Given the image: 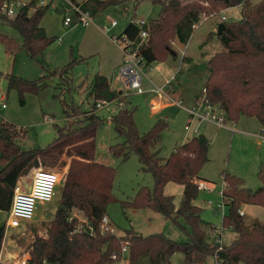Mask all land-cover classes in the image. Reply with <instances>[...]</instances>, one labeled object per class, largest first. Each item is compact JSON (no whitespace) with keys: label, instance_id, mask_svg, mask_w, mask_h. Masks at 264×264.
Here are the masks:
<instances>
[{"label":"trees","instance_id":"trees-1","mask_svg":"<svg viewBox=\"0 0 264 264\" xmlns=\"http://www.w3.org/2000/svg\"><path fill=\"white\" fill-rule=\"evenodd\" d=\"M14 1L0 0V25L8 23L17 30L21 40L0 31V41L9 52L25 50L38 60L55 41L42 25L50 4L39 5L38 0H31L24 3L16 15L9 16L4 5ZM121 2L87 0L83 7L95 17ZM153 2L160 8L158 15L148 21L149 35L145 41L141 42L140 29L133 21L119 35H126L133 41L132 46L147 66L176 57L173 42L187 44L202 15L241 5V18L224 22L220 34L224 49L207 62L209 76L204 85L205 97L224 111L228 122H237L241 116L256 117L264 127V0L257 3L250 0ZM83 60L73 58L51 74L59 72L63 76L76 62ZM51 74L27 79L11 72L5 77L8 90H17L20 104L24 105L25 94L39 93L48 85L47 78ZM89 94L93 99L90 110L67 105L68 123L55 124L57 136L44 147L23 148L17 140L25 136V128L0 120V210L9 211L16 184L31 166L40 161L43 167L54 168L60 160L64 166L69 165L47 235L35 234L30 244L29 264H112V254L119 253L128 241L130 264H170V256L176 251L184 254L187 264H204L216 253L223 264H264V222L255 220L248 225L240 212L243 204L264 207V163L258 170L261 184L256 189L245 187L243 178L224 171V195L229 213L224 215L222 226L232 229L237 236L229 243L220 244L212 238L215 225L203 218V208L195 203L200 191V172L209 159V139L204 134L195 135L177 146L168 157H163L160 143L168 121L160 118L147 132L141 133L134 108H120L111 116L116 133L124 141L111 145L109 150L123 159H128L131 153L137 154L141 168L152 174L154 186L141 187L131 200H122L121 205L159 212L178 224L190 240L175 241L162 232L145 236L134 230H126L124 235L103 230L101 223L107 215V207L118 199L112 192L116 169L96 161L97 131L105 120L97 114L96 104L98 100H114L118 94L111 89L108 78L101 74L94 76ZM64 156L70 160H63ZM169 182L183 186L179 206L174 196L165 192ZM75 210L82 213L86 221L79 230L77 226L81 220ZM181 219L186 226L180 223ZM4 229L5 223L0 226V247Z\"/></svg>","mask_w":264,"mask_h":264},{"label":"rangeland","instance_id":"rangeland-1","mask_svg":"<svg viewBox=\"0 0 264 264\" xmlns=\"http://www.w3.org/2000/svg\"><path fill=\"white\" fill-rule=\"evenodd\" d=\"M250 1L257 3L260 0ZM203 3L208 4L206 1ZM157 8L160 7L153 0H122L121 3L109 6L95 16V25L75 24L71 27H64L60 21L61 13L55 11L52 6L46 13L44 22H48V32L55 37V41L48 46L43 56L38 60L32 58L25 50L11 53L0 41V71L3 73L0 76V96L5 95L6 103H8V107L5 109L0 107V120L4 118V114H8L10 120L19 126L14 123L15 125L25 128V136L17 140L23 148L44 147L56 138L55 124L64 126L68 123L65 113L67 105L74 104L79 106L82 111L90 110L93 103V99L89 96L92 80L97 73L102 72L103 68H110L116 50L119 49L116 43L109 40L107 32L110 36L113 34L119 36L133 19L142 17L149 21L156 17L158 15ZM218 12L197 23L187 44L178 43L175 46L178 53L176 57H171L168 61L154 62L144 69L143 87L146 89L144 93L139 94L132 90L129 95L120 97L118 101L111 100L108 104L97 109V114L105 120L97 131L96 157L98 162L116 169L112 192L118 200L109 203L107 215L113 222L110 224L115 226L118 233L134 230L147 236L162 232L169 238L172 236L171 239L175 241L190 240L178 224L159 212L150 208H124L121 205L122 200H131L141 187H153L154 179L150 172L141 168L137 154L131 153L128 159H123L110 152L111 145L124 141V138L116 133L111 116L117 112L120 102L124 103L122 105L124 108L133 107L135 120L141 133L147 132L158 119H166L168 127L164 130L160 143V155L163 157H168L175 146L180 145L186 137L195 136L184 129L188 113L181 106L172 104L161 111H155L152 108L153 100H165L164 98L160 99L152 89L163 86L171 80L174 70L182 69L177 78L178 91L181 90L191 96L201 91L209 76V70L207 68L198 69V65L206 63V60L224 49L220 41L219 25L225 20L234 21L242 16L241 7H231L228 10L220 9ZM223 16L226 19H223ZM110 18L117 19L118 24L111 27L109 31L101 29L102 26L110 24ZM0 31L21 40L17 30L10 25L1 24ZM59 37H61L60 41ZM182 51H185L188 58L184 62H181ZM73 58H84V60L76 62L69 72L63 73V76L59 72L55 75L51 74L55 69L61 70ZM11 72L27 79H37L46 74L51 75L47 78L48 85L37 94L26 93V102L21 105L18 91L8 90V80L5 74ZM115 72L119 73V67L115 69ZM174 83L175 80L171 82L173 88ZM114 86L119 89L122 87L121 83ZM172 89L168 91L171 92ZM184 104L190 106L187 101H184ZM238 121L236 132L231 134L229 130L223 129L222 131H225L226 135L222 138L212 139L209 145L210 160L202 168V170L205 169L208 176L215 180V191L200 189L195 201L203 208L202 216L208 223L222 225L223 216L229 213L228 206H226L223 215L209 203L211 200L215 206L221 201L219 191L222 189L224 171L243 178L244 186L247 188L255 189L261 184L258 170L264 163V142L261 137L252 134L260 129V122L256 117L248 116H241ZM203 130L205 127L202 128ZM62 159L70 160L66 156ZM43 166L40 161L39 164L34 165L29 174L30 178L40 169L58 172L62 177L56 187L53 200L37 204V208L39 207L40 211H44L45 216H48L57 207L60 187L63 185L69 165L64 166L60 160L54 168ZM165 191L174 196L176 205L181 204L183 194L181 184L171 182L165 187ZM245 211V220L248 225L255 220L264 222V207L249 204ZM74 213L80 219L83 218L79 211L75 210ZM7 218L8 213L0 210V225L6 223ZM50 223L51 220L48 217L43 222L36 224L30 222L21 228L13 229L9 234L12 241L9 242L8 248L16 255L29 252L35 234L47 235ZM180 223L184 226L187 225L183 219L180 220ZM233 234L237 235L233 231L227 233L226 242L232 240ZM170 264H187L184 254L180 251L172 253Z\"/></svg>","mask_w":264,"mask_h":264},{"label":"built area","instance_id":"built-area-1","mask_svg":"<svg viewBox=\"0 0 264 264\" xmlns=\"http://www.w3.org/2000/svg\"><path fill=\"white\" fill-rule=\"evenodd\" d=\"M51 1H54L56 5L62 4L63 25L65 27H70L75 24L87 26L94 22V17L91 12L84 9L83 7L87 0ZM38 4L45 5L47 2L40 0L38 1ZM22 5L23 3L14 1L9 4H5L4 8L6 9V12L9 16H13L16 15L17 11ZM213 15H216V13H211L209 15L204 14L202 16V20H206ZM223 19H226V17L223 16ZM133 23L140 29L139 36L141 37V42L145 41L149 35L146 28L149 22L141 17L133 19ZM117 24V19L110 18V24L105 25L104 29L108 31L111 29V27L116 26ZM196 25L197 24H195L194 27ZM112 39L118 43L123 52L122 62L119 66V78L122 85L120 89V97L129 95L132 90L139 94L144 93L146 89L143 87V71L147 67L145 61L140 55L137 54L138 50L132 46L133 41H131L128 36L113 35ZM179 71L180 69L174 70L175 73L169 82L165 83L163 86L155 87L152 90L158 94L160 98L165 96L168 93V90L173 88L171 86V82L175 80ZM203 90L202 97L191 106L185 105L182 101L172 100L174 104L181 106L187 111L188 117L184 129L193 135H200L201 127L205 123H213L218 127H226L227 124L224 111L218 105L210 103L205 97V89ZM108 103L109 101L107 100H98L96 107L101 108ZM6 106L7 103L5 101V97L0 96V107L5 108ZM152 108L157 109V104L152 103ZM258 136L261 137L262 142H264V131H262ZM61 179L62 177L58 172L40 169L34 173L31 186L28 190H25L20 184H17L15 187L12 203L8 211V218L5 224L6 227L20 228L23 227L24 224L31 222L34 218L37 204L41 202L46 203L53 200L56 194V187L59 185ZM198 183L200 189L210 188L202 181H198ZM224 188L225 183H223L222 189L220 191L222 197L221 202L217 203V207L220 210L224 209L226 202ZM240 212L243 214L241 210ZM84 222H86L85 219L81 220L77 226L78 230L83 227ZM110 223L111 222L109 221L107 215H105L102 219L101 228L103 230L109 229L114 233V227ZM215 231L216 239L220 244H223V227H218L215 229ZM129 244V241L126 242L122 246V249L119 253L115 252L112 254V264H130ZM213 257L216 264H223L220 260H218L217 253ZM30 260L31 255L29 252L23 253L22 255L13 256L10 260H5L0 254V264H29Z\"/></svg>","mask_w":264,"mask_h":264},{"label":"crops","instance_id":"crops-1","mask_svg":"<svg viewBox=\"0 0 264 264\" xmlns=\"http://www.w3.org/2000/svg\"><path fill=\"white\" fill-rule=\"evenodd\" d=\"M16 1H18V2H21V3H28V2H30L31 0H16ZM44 1H46L47 2V4H50V7H52L53 6V8L55 9V11H58V12H60L61 13V23H62V26H64L63 25V15H62V13H63V9L62 8H60V5H56V3L54 2V1H51V0H44ZM232 7H241V5H238V6H232ZM229 8H231V7H228V8H226V9H223V10H228ZM156 12H157V14H158V12H159V8H157V10H156ZM203 16V15H202ZM202 16H201V18H200V20L198 21V22H202V21H204V20H202ZM95 18V17H94ZM44 20H45V17H44V19H43V21H42V25L46 28V31H47V33H48V35H50L51 36V34L48 32V22L46 23V22H44ZM133 21V20H132ZM226 21V20H225ZM225 21H223L222 23H224ZM197 22V23H198ZM196 23V24H197ZM95 25V22H93V23H91V24H89V25ZM5 25L6 26H9V24L8 23H5ZM89 25H87V26H89ZM107 25V24H106ZM73 26V25H72ZM105 26V25H104ZM104 26H102V28L101 29H103V30H105L104 29ZM220 26V25H219ZM65 27V26H64ZM71 27V26H70ZM195 28V27H194ZM105 31H107V30H105ZM109 31V30H108ZM107 36H108V38H109V40H111L113 43H116L117 45H118V43L117 42H115L113 39H112V36L114 35H109L108 34V32H107V34H106ZM54 37V36H53ZM61 40V37H59V41ZM178 43H180V42H178L177 40L174 42V47L178 44ZM115 44V45H116ZM182 44V43H181ZM118 51L116 50V53H115V55H114V58H113V64H111V66H110V68H103V70H102V72H100V73H97V74H101V75H104V76H106L107 78H108V80H109V82H110V86H111V89L113 90V91H115L117 94H118V96L114 99V100H119V98H120V89H119V87L118 88H116L114 85L115 84H120L121 82H120V78H119V73L118 72H115V69L117 68V67H119L120 66V64H121V62H122V56H123V52H122V50H120L121 48H120V46L118 45ZM178 54V53H177ZM171 57H169L168 59H170ZM84 59V58H83ZM168 59L166 60V61H168ZM210 59V58H209ZM208 59V60H209ZM185 60H188V58L186 57V55H185V51H182V56H181V62H184ZM208 60H206V64H207V62H208ZM163 63H165V62H163ZM181 71H182V69H180V71H179V73L177 74V76H176V78H175V83H174V88L171 90V92H169L168 91V93L165 95V96H163V97H159L160 99H165L164 101H162V100H160V101H157V100H153V102L152 103H156L157 104V106H158V108L157 109H154L155 111H161V110H163V109H166V107L168 108V107H170L172 104H174L173 102H172V100H177V101H182L183 103H184V101H187L189 104L188 105H192V104H194V103H196L200 98H201V95L203 94V89H204V86H203V88L201 89V91H199V92H197V93H194L192 96L191 95H189L188 93H184V92H182L181 90L180 91H178V89H177V78H178V75L181 73ZM175 73V72H174ZM173 73V74H174ZM18 75V74H17ZM173 76V75H172ZM202 92V93H201ZM201 93V95L199 96V94ZM2 96H4L5 97V95H2ZM5 99H6V97H5ZM6 101V100H5ZM120 102V101H119ZM125 102V101H124ZM8 104V103H7ZM124 103L123 102H120V107L118 108V110L120 109V108H124L122 105H123ZM6 107H8V105L6 106ZM5 107V108H6ZM5 108H3V109H5ZM133 108V107H132ZM97 109H99V108H97ZM117 110V111H118ZM186 111V110H185ZM187 112V111H186ZM117 113V112H116ZM2 119H5V120H7V121H10V122H12L10 119V117H9V115L8 114H4V118H2ZM9 119V120H8ZM239 121H237V122H228L227 121V124H226V127H218V126H216L215 124H213V123H205V124H203L202 125V127H201V134H204L208 139H209V141H210V143H211V141H212V139H215V137H217V139H218V137H223L224 135H226V132L225 131H222L223 129H226V130H229L230 132H231V134H233V132H236L237 130H238V128H237V123H238ZM12 123H15V122H12ZM15 124H17V123H15ZM228 124H231V125H228ZM18 125V124H17ZM19 126V125H18ZM260 129L258 130V131H255L254 133H252L253 135H255L256 134V136H258L262 131H264V127L260 124ZM204 127H205V130H203L202 131V128L204 129ZM221 130V131H220ZM190 139V137H186L182 142H181V144H183V143H185V142H187L188 140ZM178 144V143H177ZM179 145V144H178ZM178 145H176V146H178ZM176 146H175V148H176ZM160 149H161V145H160ZM209 151H210V149H209ZM209 151H208V157H209V159H208V161L210 160V156H209ZM66 158H69L70 159V157H67L66 156ZM96 161H97V157H96ZM39 164V163H38ZM68 165V164H67ZM205 167V166H204ZM34 168V165L33 166H31L30 167V169H29V171L28 172H26V173H24V175H21V177H20V179H19V181H18V183L17 184H20L25 190H28L29 188H30V186H31V183H32V178H33V175L34 174H32L31 175V178H30V176H29V174H30V172H31V170ZM205 169H203V170H201V172H200V179H199V181H202V182H204L208 187H210V188H208L210 191H215V183H214V179L213 178H211V176H208L207 175V173L204 171ZM22 176L24 177V179L22 180ZM169 183H171V182H169ZM168 183V184H169ZM223 183H225L224 182V180H223ZM223 183H222V186H223ZM16 184V185H17ZM167 184V185H168ZM166 185V186H167ZM257 188V187H256ZM255 188V189H256ZM166 192V191H165ZM167 193V192H166ZM168 194V193H167ZM219 194H220V197H221V193H220V191H219ZM59 197H60V194H59ZM59 197H58V200H59ZM221 199H222V197H221ZM195 201H196V199H195ZM221 202V201H220ZM196 203V202H195ZM209 203L211 204V205H213V207L214 208H216L217 210H219L223 215H224V213H225V210H226V202H225V206H224V209L223 210H220L218 207H217V204L214 206V203L210 200L209 201ZM249 204H243L242 205V207H241V211L243 212V214L244 215H246V211H245V208H246V206H248ZM56 208L57 207H55L54 208V210L50 213V214H48V216H45L46 214H45V212L44 211H40V209H39V207L37 208V212L35 213V215H34V218L32 219V221H31V223L32 222H34V224H36V223H40V222H43L44 220H46L48 217H49V219L52 221V219L54 218V215H55V211H56ZM4 211V210H3ZM7 213H8V211H6ZM77 215V214H76ZM78 216V215H77ZM79 217V216H78ZM107 217H108V219H109V221L111 222V223H113L111 220H110V218H109V216L107 215ZM224 217V216H223ZM84 219V217L82 218L81 217V219L80 220H83ZM30 223V222H29ZM6 224V223H5ZM113 227H114V233H116V234H118V235H124L125 234V232L124 233H118L117 231H116V229H115V226L113 225V224H111ZM215 225V228H218V227H223L222 225H216V224H214ZM1 226V225H0ZM24 226V225H23ZM21 228V227H20ZM13 229H17L16 227H6V225H5V229H4V236H3V239H2V243H1V247H0V254L3 256V258H5V259H11L13 256H16V253L15 252H13L12 250H10L9 248H8V244H9V242L10 241H12V237H10L9 236V234L11 233V231L13 230ZM229 231H233L232 229H230V228H225V227H223V234H224V242H226V236H227V233H229ZM234 232V231H233ZM237 235H234L233 234V238H232V240L236 237ZM171 238H172V236H171ZM212 238H216V231L214 230V232L212 233ZM231 240V241H232ZM230 241V242H231ZM184 242H186V241H184ZM226 243H229V242H226ZM208 263H212V264H216L215 263V259H214V257L213 256H210L209 258H208V260L204 263V264H208Z\"/></svg>","mask_w":264,"mask_h":264},{"label":"water","instance_id":"water-1","mask_svg":"<svg viewBox=\"0 0 264 264\" xmlns=\"http://www.w3.org/2000/svg\"><path fill=\"white\" fill-rule=\"evenodd\" d=\"M225 2H229V0H224ZM224 28V23H221L219 26V34H221L222 30ZM207 68V64L206 63H202L198 65V69H206Z\"/></svg>","mask_w":264,"mask_h":264}]
</instances>
